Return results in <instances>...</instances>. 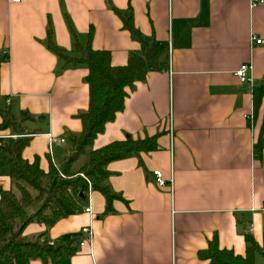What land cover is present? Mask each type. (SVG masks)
<instances>
[{"label":"crops","instance_id":"obj_1","mask_svg":"<svg viewBox=\"0 0 264 264\" xmlns=\"http://www.w3.org/2000/svg\"><path fill=\"white\" fill-rule=\"evenodd\" d=\"M128 8L141 40L114 11L124 16ZM48 24L56 45L71 56L79 55L75 39L85 44L92 28L91 46L108 50L113 66L145 46L166 50L165 66L126 88L123 109L71 173L88 162L92 149L128 135L155 136L157 148L107 163L106 183L121 196L111 212L103 214L104 195L89 189L72 205L58 201L63 216L52 224L32 221L22 235L75 238L76 251L63 264H209L198 252L214 236L220 248L244 255L245 231L264 251V132L259 155L254 147L264 99L254 116L251 93L264 84V0L254 6L251 0H0V105L21 129L0 128V140L27 137L22 157L32 162L38 156L45 172L70 155L68 137L81 132L77 115L88 106L87 66L63 67L46 47ZM243 63L251 65V82L235 74ZM49 134L64 139L50 151ZM156 169L172 186L155 183ZM6 171L0 168L4 190L11 187ZM87 205L90 214L83 211ZM84 226L91 242L79 246Z\"/></svg>","mask_w":264,"mask_h":264},{"label":"trees","instance_id":"obj_2","mask_svg":"<svg viewBox=\"0 0 264 264\" xmlns=\"http://www.w3.org/2000/svg\"><path fill=\"white\" fill-rule=\"evenodd\" d=\"M114 11L121 17L123 27L128 29L133 37L141 40L131 24V9L128 8L124 16H121L118 10ZM69 28L72 31L70 25ZM46 33V47L63 60V67L78 63L87 66L88 73L84 81L88 85V106L77 115L81 122V132L78 135L70 134L68 137L70 155L64 162V173L71 177L67 180H62L58 176V169L53 164H50L47 172L41 169L38 156H35L32 162L22 157V150L28 143L27 137L8 140V147L3 149L8 157L5 159L2 156L0 159V168H6L11 180L9 189L0 188V264H30L33 259H40L43 264L49 262L63 264V260L75 253L76 239H58L50 242L44 238V234L27 238L22 235L25 226L32 221L52 224L63 216L58 201L63 200L72 205L75 198L89 190L88 181L90 189L100 191L105 197L106 206L103 214L111 212L112 201L121 196L113 192L106 183L109 176L107 163L157 148L155 136L134 139L128 135L123 140L112 141L92 149L88 162L77 172L71 173L70 168L77 158L87 147L92 146L96 136L104 131L106 123L112 121L115 114L123 109L127 96L126 88H131L136 81L144 80L147 71L165 66L162 56L166 50L164 47L145 46L143 49L130 52L125 65L113 66L108 50L94 49L91 46L92 28L88 31L85 44L78 42L75 39L76 34L72 31L75 39L74 48L79 53L78 56H71L56 45L50 24ZM7 56V53L2 52L1 59L6 60ZM251 93L255 116L264 99V84L254 86ZM0 117V128L21 130L7 105H0ZM263 132L264 115L261 135L254 146L257 155L261 151ZM75 174L76 176L72 177ZM33 205H37L36 210L27 214V209ZM244 238L246 243L244 255L220 248L217 237L214 236L207 247L198 252V256L200 259L208 260L209 264H255V255L263 253V250L248 231L244 232Z\"/></svg>","mask_w":264,"mask_h":264},{"label":"built area","instance_id":"obj_3","mask_svg":"<svg viewBox=\"0 0 264 264\" xmlns=\"http://www.w3.org/2000/svg\"><path fill=\"white\" fill-rule=\"evenodd\" d=\"M14 1H19V0H14ZM259 3H263V0H251V6H254L256 4H259ZM251 39H255V42L256 43H260L261 42V39H256L254 37H252ZM3 53H7L6 50L3 51ZM251 69V65L250 63H243L239 66V68L236 70V75L237 77L239 78V80L241 82H251L252 79L251 77L248 75V72L249 70ZM6 104L9 103V99L7 98L6 99ZM247 118L249 120L252 119V114L250 115H247ZM56 142H64V139L63 138H57L51 134H49V151H50V145L53 144V143H56ZM80 176H83L82 173H79ZM152 175L154 177V181L155 183L159 186V187H163V186H166V184H169L170 186L171 185V180L169 181V183L167 182V180L163 177L162 173L160 170L156 169V170H153L152 171ZM58 176L62 179V180H67L69 179L71 176L67 175L66 173H63L61 171H58ZM73 176H76L75 175H72ZM88 184H89V189H90V182L88 181ZM262 210L264 211V204L262 206ZM83 211L86 212V213H91V207L89 205L85 206L83 208ZM81 233L83 235H85V238L84 239H81L79 241V246H85L86 244H90L91 242V237H92V233H91V230H90V227L89 226H84L81 228Z\"/></svg>","mask_w":264,"mask_h":264},{"label":"rangeland","instance_id":"obj_4","mask_svg":"<svg viewBox=\"0 0 264 264\" xmlns=\"http://www.w3.org/2000/svg\"><path fill=\"white\" fill-rule=\"evenodd\" d=\"M9 139H1L0 140V153H1V155L3 156V157H5V159H7V157H8V155H7V153L6 152H4L3 151V149L5 148V147H8V145H9V141H8ZM2 156H0V159H1V157ZM2 157V158H3ZM7 169H8V166H7ZM58 171H61V172H63L64 173V164L63 165H58ZM67 175H69V174H67ZM37 208V205H33V206H30L28 209H27V212L28 211H30L31 209H33V210H35ZM263 253H264V251H263ZM263 253H257L256 254V256L257 257H260V258H258V259H260V261H261V264H264V254Z\"/></svg>","mask_w":264,"mask_h":264},{"label":"water","instance_id":"obj_5","mask_svg":"<svg viewBox=\"0 0 264 264\" xmlns=\"http://www.w3.org/2000/svg\"><path fill=\"white\" fill-rule=\"evenodd\" d=\"M80 197L82 196V194L79 195Z\"/></svg>","mask_w":264,"mask_h":264}]
</instances>
